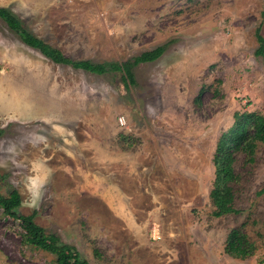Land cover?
I'll return each instance as SVG.
<instances>
[{
	"label": "rangeland",
	"instance_id": "rangeland-1",
	"mask_svg": "<svg viewBox=\"0 0 264 264\" xmlns=\"http://www.w3.org/2000/svg\"><path fill=\"white\" fill-rule=\"evenodd\" d=\"M74 59L154 61L104 74L56 63L0 17V191L90 264H264V142L214 216V154L237 111L264 112V0H0ZM127 124L122 126L119 117ZM159 237H154V227ZM233 228L255 252L225 250ZM0 205V264H58Z\"/></svg>",
	"mask_w": 264,
	"mask_h": 264
},
{
	"label": "trees",
	"instance_id": "trees-1",
	"mask_svg": "<svg viewBox=\"0 0 264 264\" xmlns=\"http://www.w3.org/2000/svg\"><path fill=\"white\" fill-rule=\"evenodd\" d=\"M264 16V9L262 11ZM0 17L18 34L26 44L39 49L45 56L56 63L70 64L76 68L104 74L121 71L125 83H136L134 68L140 62H151L159 58L166 49V45L144 51L123 61L107 60L96 62L91 59H74L67 55L60 47L44 40L29 30L21 18L8 6L0 5ZM258 47L255 53L264 58V35L262 27L256 28ZM2 129H0V134ZM259 142H264V112L243 110L235 113L233 124L220 136L214 154L215 178L211 189L214 216H222L238 212L235 205L234 181L237 178L234 160L238 152H245L252 157ZM21 194L14 189L10 195L0 191V205L10 215L21 219L25 229V241L37 247L46 249L56 256L58 264H90L81 252L73 245L61 241L58 234L48 232L36 223L33 215L20 214L17 208L21 205ZM225 250L237 257H248L255 252V245L248 234L241 228H233L227 236Z\"/></svg>",
	"mask_w": 264,
	"mask_h": 264
},
{
	"label": "built area",
	"instance_id": "built-area-1",
	"mask_svg": "<svg viewBox=\"0 0 264 264\" xmlns=\"http://www.w3.org/2000/svg\"><path fill=\"white\" fill-rule=\"evenodd\" d=\"M119 122H120V124H121L122 126L126 125V124H127L126 117H125L124 115H121V116L119 117ZM153 235H154V237H159V236H160V234H159V229H158L157 226L154 227V229H153Z\"/></svg>",
	"mask_w": 264,
	"mask_h": 264
}]
</instances>
